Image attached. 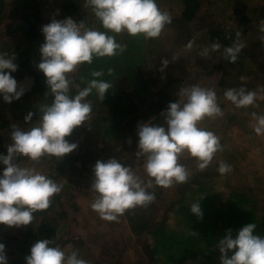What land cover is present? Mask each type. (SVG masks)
Here are the masks:
<instances>
[{
  "label": "clouds",
  "instance_id": "9594fccd",
  "mask_svg": "<svg viewBox=\"0 0 264 264\" xmlns=\"http://www.w3.org/2000/svg\"><path fill=\"white\" fill-rule=\"evenodd\" d=\"M94 15L107 31L145 39L157 38L166 24L171 23L169 13L161 11L156 0H86ZM259 32L264 33V20L258 24ZM44 41L39 48L40 62L37 68L45 76V82L53 96L51 104L39 107V123L28 131L13 125L10 135L11 144L7 154H0V224L8 227H20L34 220V213L46 210L51 198L61 191V186L34 168L20 167L17 157H26L39 161L43 156L62 158L77 148L70 143L74 128L81 126L89 118L92 105L85 102L93 89L100 101L106 91L112 87L108 82L93 79L74 97L70 96V83L67 74L74 72L82 63L91 64L94 57L115 56L125 50L115 37L85 27L84 22H75L67 17L63 20H51L41 27ZM264 44V35L260 37ZM192 47L191 42L187 46ZM243 44L236 43L225 48V57L235 63ZM220 48L218 43L211 50ZM210 49L205 48L202 55L207 56ZM178 56H172V60ZM14 55L0 54V96L6 103L19 99L23 88L17 87V81L11 75L17 70ZM169 61L161 60L160 71ZM93 72V76H101ZM241 77V81H246ZM224 97L237 108H247L255 104L257 93L241 86L229 88ZM180 97L170 102L162 112L164 123L159 125L147 122L137 128V157L145 158L144 168L149 179L142 180L130 167L122 165L112 157L106 161L97 160L92 168L91 189L95 193L90 207L107 221H117L127 210L146 207L155 200L154 192L148 189L154 186L171 187L174 183H186L190 173L179 160L187 153L197 161V168L205 170L217 151H222L220 139L213 132L198 127L200 121L223 116L217 103L216 92L196 85L181 87ZM264 98V97H260ZM256 120L253 125L256 134H264V115L252 114ZM32 112L24 117L31 121ZM220 174L231 171V166L220 162ZM199 201V200H198ZM190 206L191 213L202 217L199 202ZM256 224L248 223L241 227L235 238L231 230L219 239L218 248L221 264H264V236L254 234ZM53 241L37 240L25 257L26 264H87L78 258V253L70 254L57 246H49ZM0 264H7L5 245L0 243Z\"/></svg>",
  "mask_w": 264,
  "mask_h": 264
},
{
  "label": "rangeland",
  "instance_id": "374dc122",
  "mask_svg": "<svg viewBox=\"0 0 264 264\" xmlns=\"http://www.w3.org/2000/svg\"><path fill=\"white\" fill-rule=\"evenodd\" d=\"M67 1H72L77 5L74 13L70 15L64 14L61 9L62 5ZM229 1L203 0L194 17L185 20L181 16L183 9L182 0H157L158 8L161 11L169 13L172 20L171 23L165 25L159 37L145 39L148 51L150 50L152 62L149 64L151 67L145 66L142 70L147 75L145 76L147 79L149 77L154 79L151 89H154L166 76H182L183 87L196 85L212 89L216 92L217 103L223 112V116L217 117L215 123L225 131L223 135L226 137L228 145L226 146V153L228 152L230 157L224 159L226 153L221 156L219 153H216L209 164V168L212 167V171L206 174L207 178L213 183V193L219 192L228 195L229 189H235L237 192L234 195H236L240 190L251 189L248 193L247 200L249 202L247 203L262 207L264 206V134L258 135L255 133L253 125L256 123V120L252 114L255 113L257 116L264 115V98H260L264 97V44L260 40L262 34L258 29L259 22L264 20V0H233L232 3L234 1L242 2L241 6L243 8L240 12L234 11L229 6ZM4 2V11L0 12V16L2 15V18H0V54L8 55V49L5 48V44L12 47H26L24 45V31L28 23L25 18L30 16V12L35 8L33 6L34 0H4ZM40 2L39 8L35 7L39 11L38 17L43 25L50 23L53 19L63 20L67 17L72 18L77 23L83 21L85 27L89 29H92L93 25L97 23L95 22L91 7L84 0H41ZM242 13L248 16V21L244 27L237 23L238 17ZM216 25L221 28H234L238 26L237 31L239 35L233 40V43L229 44V47L234 46L236 43L244 45L241 49V52L244 54L243 60L240 66L237 67L238 76L233 83H223L224 71L226 68H229L223 61L225 48L221 47L220 42L212 41L213 39L210 38L212 43L220 45L219 49L213 51L205 40L207 37L206 29ZM126 35V32L118 34V43L123 42ZM190 42L192 47L188 48L187 46ZM205 48L210 49L207 56L202 55ZM27 50L28 53L32 54H30L31 57H34L33 51L35 50L30 44ZM172 56L178 57L172 60ZM162 59H167L169 63L163 71H160ZM33 61L36 63L35 59ZM149 69L150 73H147L146 71ZM184 69L187 70L184 71ZM76 70L67 74L69 80H72ZM241 77H246L247 80L241 81ZM124 84V79L120 78L118 88L120 90L125 89ZM148 85H151V81L148 82ZM241 86L245 87L246 90L257 93L258 98L254 105L247 108H237L224 97L223 93L227 89ZM31 87L23 91L21 96L24 97L17 99L25 106L28 112L33 113L31 121L27 123L24 120L25 116H20L18 108L10 105V103H6L3 97L0 96V118L7 119L12 125L23 131H28L38 125L39 107L47 103L38 94H28ZM179 98L177 95L174 98V102ZM85 102L88 101L85 99ZM89 103L92 105V111L89 118L84 122L86 123L85 125L92 123L95 116L105 111L104 105H100L99 101ZM164 107H166L165 104ZM207 131H209V128ZM3 133L5 132H0L1 136H3ZM6 133L9 135L11 132L7 131ZM90 136L97 142L98 146L102 145L105 139H110L109 135H104L98 131H94ZM86 140L87 137L81 135L73 141L79 145ZM9 142H11L10 136L3 138L0 148H4L5 152H7V143ZM231 161L237 162L239 166L235 167ZM15 162L20 167L34 168L37 172L49 178L53 158L52 156H44L39 161H31L21 156L17 157ZM220 162L230 165L231 171L223 175L220 174L217 170ZM215 163H218V165ZM190 164L192 166L196 165L194 163ZM184 166L192 176L193 168L189 164ZM4 167L0 166V171ZM134 167L133 172L137 171L136 169L138 168L137 166ZM52 173L55 176L53 181L61 186V191L58 195L59 203H56L55 211L51 209L48 213L56 215L59 209L66 211L64 218L61 219L59 218L61 217L60 215L57 216L59 225L62 226V229L57 233V236L62 239V244L58 246L66 255L72 251H76L78 258L85 260L87 264H109L111 260L113 264L172 263V261L166 259L159 252V249H155L153 235L134 234L130 230L125 216L119 218L116 222L103 220L90 207L95 193L91 189L83 191L79 188L73 182L75 178L74 173L69 170L53 171ZM254 180L261 182L262 185L259 189L262 191L255 188L257 184H255ZM196 187L197 185L186 184L185 193H183L180 199L172 200L162 207V211L158 217H160L159 219L163 222L164 226H174L176 220L179 219L177 215L181 212L182 205H189L193 201L191 198H194L196 194ZM168 188L170 187L165 188V190ZM168 191H173V189L170 188ZM239 193L243 194L244 192ZM240 194L237 196H241ZM70 195H73V197ZM256 201H258L257 204L255 203ZM199 206L203 215H205V220L203 221L206 223L209 220V215L206 214L207 211L204 212L207 206L203 203H200ZM215 208L214 205L210 207L211 212L209 214H212L213 211V218L219 217V213H216L217 209ZM40 218V214H34V220L30 224L12 228L23 229L31 225H37ZM221 223L226 224V221L223 220ZM225 224H217L216 226L224 227L223 231L221 229L222 237L225 236L228 230H231ZM208 230L209 226L207 227V232ZM79 238L83 239L80 246L74 242L75 239L78 240ZM216 240L207 238L204 241L210 242ZM211 245L212 248L217 247L218 241L211 243ZM153 246L154 248L151 250ZM13 247L14 244L5 245L7 264L9 263L8 260ZM205 250L207 251V249ZM200 261V256L185 257L181 259L179 264H202Z\"/></svg>",
  "mask_w": 264,
  "mask_h": 264
},
{
  "label": "trees",
  "instance_id": "16d2710c",
  "mask_svg": "<svg viewBox=\"0 0 264 264\" xmlns=\"http://www.w3.org/2000/svg\"><path fill=\"white\" fill-rule=\"evenodd\" d=\"M40 1L41 0H34L33 6L35 9L30 12V16L25 18L28 23L24 31V45L26 47H12L5 44V48L8 49L9 53L6 55L7 57H12L13 55L15 57L14 63L17 65V70L11 73L14 79L20 78L24 72L31 74L34 78V83L28 94H38L47 102L46 104H51L53 96L45 82L44 74L37 68V64L41 59L39 48L44 41V36L41 31L43 23L38 17L39 11L36 9V7L39 8ZM232 1L233 0L229 1V6L234 11L240 12L243 8V6H241L242 2L234 1V3H232ZM202 3L203 0H182L183 9L181 11V16L185 20L191 19ZM4 6V0H0V12L4 11ZM76 7L77 5L74 2L68 1L62 5L61 9L64 14L70 15L74 13ZM0 18H2V15ZM94 19L97 23L93 25V30L101 32L107 31L103 28L95 15ZM247 21L248 16L242 13L239 15L237 23L244 27ZM237 30L238 26L234 28H221L216 25L207 28V37L205 38L208 43L207 45L211 46L214 44L210 41L211 38L213 39L212 41L220 42L221 47L228 48L229 44L233 43V40L239 35ZM107 34L114 36L116 42H119L118 34L111 31H107ZM261 34L264 35V33ZM209 42L211 43L209 44ZM120 43L122 46H125V50L122 53H118L111 57H94L91 64L85 62L78 65V69L73 74L72 80H70V96L74 97L93 79L108 82L112 87L106 91L102 101L98 99L95 89L85 98L88 102L92 103L99 101L100 105H104L105 111L95 116L92 123H88L87 125L84 123L74 128L71 135L66 137L70 143H74L73 140L81 135L87 137V140L81 142L77 145L75 150L64 155L62 158L52 156L53 164L50 166L52 168L49 173L50 179L53 180L55 177L52 173L53 171L69 170L75 174L73 182L83 191H87L91 189L92 168L95 162L97 160L106 161L112 157L116 158L122 165L130 167L132 171L135 168L134 166H137V171H134V173L142 180L147 181L149 179L144 168L145 158L143 156L137 157L136 155L138 151L137 128L139 124L145 122L153 125L164 123L162 112L166 110L170 102H174V98L178 95L179 89L183 87L182 76H166L154 89H151L154 79L150 77L147 79L145 77L147 75H145V72L142 70L145 66L151 67L149 64L152 62L150 50L148 51V47L145 44V38L142 35L133 37L127 34L124 41ZM29 44L35 50L33 51L35 54L34 57H31L32 54L28 53L27 48ZM243 56L244 54L240 52L235 63H231L226 59L224 51L223 61L225 62L224 64L229 67L225 69L223 74L224 84L227 82L233 83L236 80L238 76L237 67L242 63ZM33 59H35L36 63ZM185 70L187 69H184V71ZM97 71L101 72L102 75L99 77L93 76V72ZM146 72L150 73V69ZM120 78L124 79L125 89L120 90L118 88V81ZM149 81H151L150 86L148 85ZM164 104L166 107H164ZM10 105L18 108L21 117L27 115L28 111L19 100H13ZM215 119L206 117L199 122L198 127L204 130L209 128V131L219 137L222 151H217L216 153H219L221 156L226 153V146L228 145L226 143V137L223 135L225 131L216 125ZM12 130L13 125L7 119L0 118V132H5L2 134L3 136L0 134V143L3 138H8L11 135V133L8 135L6 132H12ZM94 131L109 135L110 139H105L102 145L98 146L97 142L90 136ZM10 143L11 142L7 144L9 145ZM0 154L6 155L7 152H5L4 148H0ZM229 157L230 154L227 152L224 159H228ZM179 163L183 165L189 164V166L193 168V174L189 176L186 183H174L172 187H170L173 191H168L170 188L165 190L164 187L154 186L148 189V191L154 192L155 194V200L152 203L146 207L129 209L118 217L119 219L125 216L129 228L134 234H152L155 249H159V252L164 255L166 259L172 261L171 264H179L181 259L194 256H200V262L202 264H221L218 245L212 248L211 243H215L216 241L219 242V239L223 238L221 229L223 231L224 227H216L217 224H225L221 223L223 220L226 221V227L231 228L233 238H235L240 226H244L248 223L256 224L254 234L264 236V206L258 207L257 205L247 203L249 202V200H247L248 193L251 189L240 190L236 195H234L237 192L235 189H229L228 195L216 191V193H213V183H211V180H209L206 175L209 171H212V167L209 168L208 166L203 171L198 170L196 159L189 156L187 153L181 156ZM190 163L196 165L192 166ZM215 164L218 165V163ZM232 165L235 167L239 166L237 162H233ZM0 166L4 167L3 164H0ZM254 181L255 184H257L255 188L260 190L259 187L262 185L261 182L258 180ZM186 184H192V186L197 185L196 194L194 198H191L193 201L189 205H182L181 212L177 215L179 219L176 220L174 226H164L163 222L159 219L160 217H158L162 211V207L172 200L180 199L183 193H185ZM239 192L244 193L240 194ZM239 194L241 196H237ZM58 195L59 193L51 198V204L46 210L34 213L41 215L37 225H31L23 229H15L0 224V242L4 245L14 244L8 264H26L25 257L29 254L30 247L37 240H51L53 243L49 246L53 247L62 244V239L57 236V233L62 229V226L59 225L57 216L60 215L61 217L59 218H64L66 216V211L64 209H59L56 215L48 213L51 209L55 211V205L59 203ZM70 196L73 197V195ZM196 201H198L199 204H206L207 207L204 209V212L207 211L206 214L209 215L208 222L205 223L203 221L205 220V215L198 218L195 214L191 213L190 206ZM257 202L258 201L255 203L257 204ZM212 205L216 207V213H219V217L213 218V211L212 214H209ZM208 226L209 230L207 232ZM207 238L210 240H217L210 242L204 241ZM74 242L80 246L83 239H75ZM153 248L154 246L151 247V250H153ZM205 249H207V251ZM200 250L202 251L198 252ZM109 262V264H113L112 260Z\"/></svg>",
  "mask_w": 264,
  "mask_h": 264
},
{
  "label": "built area",
  "instance_id": "2783aa9c",
  "mask_svg": "<svg viewBox=\"0 0 264 264\" xmlns=\"http://www.w3.org/2000/svg\"><path fill=\"white\" fill-rule=\"evenodd\" d=\"M34 82V78L29 73H24L18 80H17V87L23 88V90L29 89Z\"/></svg>",
  "mask_w": 264,
  "mask_h": 264
},
{
  "label": "crops",
  "instance_id": "0c3cea01",
  "mask_svg": "<svg viewBox=\"0 0 264 264\" xmlns=\"http://www.w3.org/2000/svg\"><path fill=\"white\" fill-rule=\"evenodd\" d=\"M85 1V0H84ZM68 2V1H67Z\"/></svg>",
  "mask_w": 264,
  "mask_h": 264
}]
</instances>
